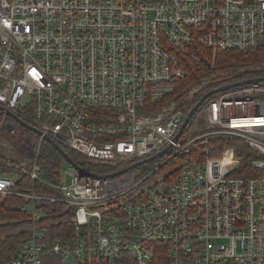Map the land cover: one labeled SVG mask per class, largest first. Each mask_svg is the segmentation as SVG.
I'll return each instance as SVG.
<instances>
[{"label":"built area","instance_id":"built-area-1","mask_svg":"<svg viewBox=\"0 0 264 264\" xmlns=\"http://www.w3.org/2000/svg\"><path fill=\"white\" fill-rule=\"evenodd\" d=\"M263 40L264 0H0V105L41 131L24 126L17 166L40 179L49 135L116 169L63 165L60 195L49 198L74 207L77 231L48 251L63 264L124 252L131 264H156L162 251L169 264H264V81L208 96L185 126L210 89L182 106L175 92L198 47L214 58ZM218 136L259 152L257 175L233 174L231 145L211 157ZM151 157L141 177L129 172ZM16 177L0 174V191L14 192ZM24 194L39 218L35 201L46 196ZM43 238L34 225L9 264H43Z\"/></svg>","mask_w":264,"mask_h":264},{"label":"trees","instance_id":"trees-1","mask_svg":"<svg viewBox=\"0 0 264 264\" xmlns=\"http://www.w3.org/2000/svg\"><path fill=\"white\" fill-rule=\"evenodd\" d=\"M197 50L198 58L185 59V76L176 85L175 92L179 93L177 100L181 106L189 105L195 97L208 89L244 78L264 76V40L257 47L247 51L237 49L219 51L214 58L210 49L198 47ZM192 88L197 90L192 93ZM5 118L0 110V141L6 123ZM226 145L233 146L235 156L240 161L239 166L234 170V175H257V170L252 167V160L261 158L262 155L243 140L227 139L223 136L212 138L209 143L211 148L209 155L214 157L222 155ZM61 146L87 170L97 173L116 170L88 159L67 146ZM197 149L204 155L203 148ZM37 159L42 169L40 179H33L17 166V159L0 152V174H16L17 176L13 187L14 192L0 191V264H9L24 253L32 234V227L36 224H40L44 231L41 242L45 244L47 251L43 257V264H63L60 254L48 250L53 242L76 235L74 207L64 201L49 198V196L60 195L55 185L60 181L65 157L44 139ZM175 161L179 162L178 158ZM30 192L46 196L35 201L37 208L41 211L37 219L33 218L31 212L34 200L24 194ZM168 259V255L163 254L162 251L158 255L156 264H169ZM77 264H131V256L124 252L117 257L92 258L79 261Z\"/></svg>","mask_w":264,"mask_h":264},{"label":"water","instance_id":"water-1","mask_svg":"<svg viewBox=\"0 0 264 264\" xmlns=\"http://www.w3.org/2000/svg\"><path fill=\"white\" fill-rule=\"evenodd\" d=\"M260 81H264V76H257V77H250V78H244V79H240L237 81H232L229 83H225L223 85H220L218 87H215L213 89L208 90L203 96L202 98L196 103V105L193 107V109L191 110V112L189 113L186 121L184 122L183 126H185L188 121L191 119L192 115L195 113V111L197 110V108L199 107V105L210 95L216 94L218 92L236 87V86H240V85H245V84H249V83H254V82H260ZM0 110L5 113L8 116H11L13 119H15L16 121H18L21 125L25 126L26 128L41 134V131L39 129H37L36 127L30 125L29 123H27L25 120L21 119L18 115H16L15 113L11 112V111H7L4 109V107L2 105H0ZM7 128L12 129L13 128V123L11 121L7 122ZM44 139L47 140L48 142H50L56 149H58L63 156L65 157L66 161L71 163L72 165H74L75 167L79 168L82 172H87L85 169H83L77 161H75L65 150L64 148L61 146V144L56 141L55 139H53L52 137H50L49 135H44ZM163 152L160 153V155ZM153 157L142 160V161H138L136 163H134L131 167H137L138 165H140L143 162H146L148 160H151ZM127 168L121 169L119 171L113 172V173H109L106 175H100L97 174L98 176H114L116 174H119L120 172H126Z\"/></svg>","mask_w":264,"mask_h":264},{"label":"rangeland","instance_id":"rangeland-1","mask_svg":"<svg viewBox=\"0 0 264 264\" xmlns=\"http://www.w3.org/2000/svg\"><path fill=\"white\" fill-rule=\"evenodd\" d=\"M3 115H4V113H3ZM7 117L12 118L11 116H8V115H7ZM6 123H5L4 131L2 134V139L0 141V152L9 156V157H12L13 159H17V156L19 155V148H20L17 137L20 134V132H22L26 128L23 125H21L19 122L14 120V126L16 127V134H13L10 132L9 128H7ZM236 139L242 140L239 137ZM221 156L222 155L215 156V157H221ZM211 157H214V156H211ZM152 164L153 163L144 164L140 167L133 168L129 172H132L136 178L141 177L143 175V173L151 167ZM64 168L66 170H69V168H70V164L67 161L64 162ZM233 174H234V171H233ZM71 178H72L71 175H69L68 176L69 182L71 181Z\"/></svg>","mask_w":264,"mask_h":264}]
</instances>
